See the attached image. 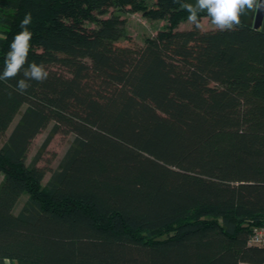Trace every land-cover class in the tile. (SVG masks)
I'll return each mask as SVG.
<instances>
[{
  "label": "trees",
  "instance_id": "trees-1",
  "mask_svg": "<svg viewBox=\"0 0 264 264\" xmlns=\"http://www.w3.org/2000/svg\"><path fill=\"white\" fill-rule=\"evenodd\" d=\"M124 12L165 27L119 46ZM28 13L50 75L0 82V262L264 264V33L181 30L177 0H0V72ZM50 123L43 149L74 140L45 181Z\"/></svg>",
  "mask_w": 264,
  "mask_h": 264
},
{
  "label": "clouds",
  "instance_id": "clouds-1",
  "mask_svg": "<svg viewBox=\"0 0 264 264\" xmlns=\"http://www.w3.org/2000/svg\"><path fill=\"white\" fill-rule=\"evenodd\" d=\"M259 0H197L193 7L191 4L184 3L183 0H177L181 7L189 15L187 22L200 29L203 25L198 13L207 11V17L211 24L219 31L235 30L240 24V16L246 15L248 9H253ZM264 7V4H261ZM31 13L25 15L21 22L22 31L18 33L10 45V50L4 60L3 71L0 72V82L16 79L15 90L19 94H26L32 86L31 81L43 83L50 75L43 63L28 62V55L31 51L32 32L28 30L31 23Z\"/></svg>",
  "mask_w": 264,
  "mask_h": 264
},
{
  "label": "rangeland",
  "instance_id": "rangeland-1",
  "mask_svg": "<svg viewBox=\"0 0 264 264\" xmlns=\"http://www.w3.org/2000/svg\"><path fill=\"white\" fill-rule=\"evenodd\" d=\"M123 19H125V31L126 36L122 39L118 45L119 46H143L144 41L147 38L155 37L159 30L165 27V23L162 21L151 20L145 18L141 13H129L124 12L121 14ZM209 19V20H208ZM203 29H213L214 26L210 22V18H205L203 21ZM192 24L184 23L181 25V30H188L192 28ZM25 110V107L21 110L20 114L15 118L8 132L4 135L2 141L6 140L11 130L14 128L15 124L18 122L21 113ZM53 123L47 126V128L43 129L41 133H39L36 138L33 140L28 156L27 162L30 164L35 158H38L37 165L46 170V180L47 181L52 171L56 170L59 162L65 155L68 148L71 146L74 135L73 134H57L55 135L47 148L43 149L42 146L46 141L47 137L50 135L51 128ZM3 178V175H0V182ZM26 197H23L17 208L16 212L20 210L23 203L25 202Z\"/></svg>",
  "mask_w": 264,
  "mask_h": 264
},
{
  "label": "water",
  "instance_id": "water-1",
  "mask_svg": "<svg viewBox=\"0 0 264 264\" xmlns=\"http://www.w3.org/2000/svg\"><path fill=\"white\" fill-rule=\"evenodd\" d=\"M187 4H191L193 7L196 6L197 0H183ZM261 4H264V0H259V2L254 6L253 9H248L246 15H241V25L249 26L255 30L261 31L264 33V7H261ZM200 13L207 14V11H201Z\"/></svg>",
  "mask_w": 264,
  "mask_h": 264
},
{
  "label": "built area",
  "instance_id": "built-area-1",
  "mask_svg": "<svg viewBox=\"0 0 264 264\" xmlns=\"http://www.w3.org/2000/svg\"><path fill=\"white\" fill-rule=\"evenodd\" d=\"M249 245L264 249V226L257 227L253 230Z\"/></svg>",
  "mask_w": 264,
  "mask_h": 264
},
{
  "label": "crops",
  "instance_id": "crops-1",
  "mask_svg": "<svg viewBox=\"0 0 264 264\" xmlns=\"http://www.w3.org/2000/svg\"><path fill=\"white\" fill-rule=\"evenodd\" d=\"M207 18H208V17H207ZM204 19H205V18L202 19V24H203ZM208 20H209V19H208ZM214 28H215V27H214ZM0 264H2V263L0 262ZM3 264H17V263H13V262H11V261H9V260H6V261H4Z\"/></svg>",
  "mask_w": 264,
  "mask_h": 264
}]
</instances>
